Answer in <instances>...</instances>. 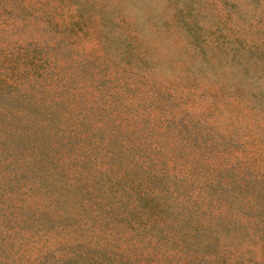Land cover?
Listing matches in <instances>:
<instances>
[{
  "label": "rangeland",
  "instance_id": "rangeland-1",
  "mask_svg": "<svg viewBox=\"0 0 264 264\" xmlns=\"http://www.w3.org/2000/svg\"><path fill=\"white\" fill-rule=\"evenodd\" d=\"M0 264H264V0H0Z\"/></svg>",
  "mask_w": 264,
  "mask_h": 264
}]
</instances>
